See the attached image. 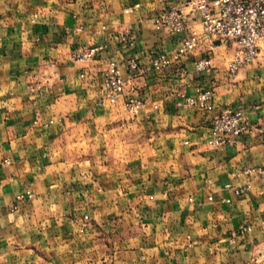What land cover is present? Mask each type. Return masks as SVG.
<instances>
[{
	"label": "crops",
	"instance_id": "obj_1",
	"mask_svg": "<svg viewBox=\"0 0 264 264\" xmlns=\"http://www.w3.org/2000/svg\"><path fill=\"white\" fill-rule=\"evenodd\" d=\"M184 2L0 0V264H264V176L246 173L264 168V59L231 77L234 48L210 41L176 61L183 35L154 19ZM79 46L103 49L83 62ZM159 54L172 63L135 79L123 67L125 95L102 103L111 58ZM205 90L208 109L187 104ZM226 109L255 131L216 150Z\"/></svg>",
	"mask_w": 264,
	"mask_h": 264
},
{
	"label": "built area",
	"instance_id": "obj_2",
	"mask_svg": "<svg viewBox=\"0 0 264 264\" xmlns=\"http://www.w3.org/2000/svg\"><path fill=\"white\" fill-rule=\"evenodd\" d=\"M154 22L158 30L183 35L175 52L176 61L193 55L210 41L234 48L228 69L231 77L261 58L264 59V0H185L183 6H170L157 14ZM197 25H200L201 29H197ZM135 39L133 33H122L117 37L118 42L125 46H133ZM102 49V46H79L74 49L73 57L79 61L92 62L97 59ZM171 63L172 59L168 54L157 55L150 66L143 65L134 57L124 62L111 58L104 70L102 103H115L125 95L127 80L122 74L123 67H126L130 78L135 79L166 68ZM194 64L198 73H210L214 68L213 60L209 57L197 59ZM181 70L186 72L183 67ZM214 95L211 90L200 91L196 96L187 98V104L205 110L209 108ZM127 107L130 112L136 114L143 107V103L133 99L127 103ZM253 131L255 126L247 119L242 109H226L212 121L209 144L216 150H223L236 145L243 135ZM252 172L264 176V168L246 170L248 174ZM249 188L248 183L236 189V192L242 195ZM32 197L33 193L30 191L18 196L13 211H17L25 199ZM249 229L242 227L239 233ZM231 241L235 242L234 239Z\"/></svg>",
	"mask_w": 264,
	"mask_h": 264
}]
</instances>
